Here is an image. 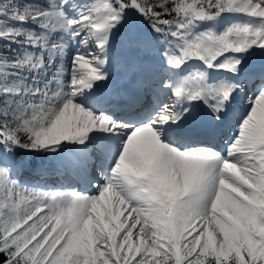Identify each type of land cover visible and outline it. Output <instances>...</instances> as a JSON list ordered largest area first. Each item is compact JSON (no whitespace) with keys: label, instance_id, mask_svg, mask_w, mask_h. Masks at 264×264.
I'll return each mask as SVG.
<instances>
[{"label":"snow or ice","instance_id":"6c2138e0","mask_svg":"<svg viewBox=\"0 0 264 264\" xmlns=\"http://www.w3.org/2000/svg\"><path fill=\"white\" fill-rule=\"evenodd\" d=\"M0 264H264V0H0Z\"/></svg>","mask_w":264,"mask_h":264},{"label":"bare ground","instance_id":"6f19581e","mask_svg":"<svg viewBox=\"0 0 264 264\" xmlns=\"http://www.w3.org/2000/svg\"><path fill=\"white\" fill-rule=\"evenodd\" d=\"M54 178L50 179L49 182H53Z\"/></svg>","mask_w":264,"mask_h":264}]
</instances>
